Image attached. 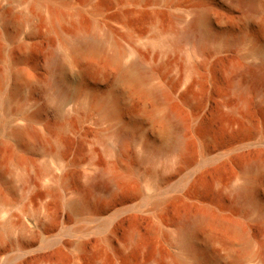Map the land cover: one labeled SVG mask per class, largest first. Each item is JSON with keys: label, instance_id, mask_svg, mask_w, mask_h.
Segmentation results:
<instances>
[{"label": "rangeland", "instance_id": "1", "mask_svg": "<svg viewBox=\"0 0 264 264\" xmlns=\"http://www.w3.org/2000/svg\"><path fill=\"white\" fill-rule=\"evenodd\" d=\"M195 9L209 14L200 47L178 40ZM78 29L100 47L75 48ZM259 44L264 0H0V264H264V218L229 192L250 179L264 206V104L240 106L227 73ZM20 68L33 82L13 92ZM30 122L36 141L11 133ZM117 130L129 134L120 158ZM177 136L187 154L168 150ZM100 171L119 176L112 192ZM76 199L87 205L72 211ZM200 208L251 244L212 222L182 249L181 217Z\"/></svg>", "mask_w": 264, "mask_h": 264}, {"label": "bare ground", "instance_id": "2", "mask_svg": "<svg viewBox=\"0 0 264 264\" xmlns=\"http://www.w3.org/2000/svg\"><path fill=\"white\" fill-rule=\"evenodd\" d=\"M259 6V5H258ZM253 8V7H252ZM255 10V9H254ZM258 10H256L257 12ZM95 12V11H94ZM96 14V12H95ZM187 19H180L182 25V30L179 33L178 40L182 43H193L197 46H202L211 40L210 34L206 30L207 23L209 21V14L203 9L190 10L186 13ZM57 17V16H56ZM55 21V20H54ZM59 21V19H58ZM55 24V23H54ZM80 29V28H79ZM76 33L73 38V43L75 48H99L101 45V40H98L95 36L85 33L82 29ZM108 36L105 37L107 39ZM233 42H229L228 45H232ZM249 56L253 58L252 62H249L246 57H241L239 61H234L228 69V75L231 79L232 90L235 95L237 103L242 106L247 103L252 95H257L261 98L264 104V46L263 44L255 45L250 49ZM141 61H134L130 70L136 72V74L141 77H149L150 72L145 71L142 68ZM54 65L60 66L58 61L53 62ZM55 66V67H56ZM57 66V67H58ZM60 69V68H58ZM144 77V78H145ZM14 91L20 90L23 86L30 82H33V75L30 70L26 68H20L14 72ZM2 88H0V93ZM152 93L156 95L163 101H169L171 98V92L167 90L154 89ZM188 95V94H187ZM184 96V99L187 97ZM187 100V99H185ZM104 107V106H103ZM111 115H117V110L110 108ZM166 118L170 121L174 127L179 130L181 128V118L179 117L177 111L171 107L166 114ZM37 119L36 115L30 117V121H35ZM25 126H15L11 133L18 138H27L32 141H36L37 135L34 133L31 123ZM129 134L124 130H117L111 135L112 145L116 148L118 157H123L126 154L127 142ZM31 142V141H30ZM171 152H179L184 155L187 154V148L185 140L181 136H177L173 139L170 148ZM262 163H252L247 166V169L260 168ZM119 176H107L105 171L98 172L93 178L94 183L103 189L104 185H107V191L112 192L115 188L116 182ZM255 180V179H254ZM229 192L234 197V199L243 205H248L252 210L258 213L259 218H264V206H261L257 202L256 190L253 182L248 179L243 184L238 186H233L229 189ZM86 202L83 199H76L70 203V209L72 211H77L80 208L86 206ZM179 222V244L188 253H193L194 251V238L196 235V227L200 224L205 223H216L229 232H231L236 238L241 239L246 245H250L251 241L248 238L243 225L238 221L227 217H221L213 220L211 213L206 208H200L198 212H188L185 214ZM215 218V217H214ZM203 228V227H202ZM205 228V227H204ZM135 238L134 233L131 236ZM225 250V249H224ZM264 251V246H263ZM225 252V251H224ZM194 264H205L197 256L193 258ZM208 264V263H207Z\"/></svg>", "mask_w": 264, "mask_h": 264}]
</instances>
